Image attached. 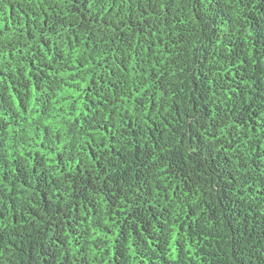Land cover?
Returning a JSON list of instances; mask_svg holds the SVG:
<instances>
[{
    "label": "trees",
    "instance_id": "16d2710c",
    "mask_svg": "<svg viewBox=\"0 0 264 264\" xmlns=\"http://www.w3.org/2000/svg\"><path fill=\"white\" fill-rule=\"evenodd\" d=\"M0 264H264V0H0Z\"/></svg>",
    "mask_w": 264,
    "mask_h": 264
}]
</instances>
